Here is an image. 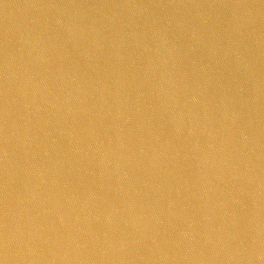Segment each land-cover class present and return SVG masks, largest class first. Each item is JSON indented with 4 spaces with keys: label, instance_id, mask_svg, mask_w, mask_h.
Listing matches in <instances>:
<instances>
[{
    "label": "water",
    "instance_id": "water-1",
    "mask_svg": "<svg viewBox=\"0 0 264 264\" xmlns=\"http://www.w3.org/2000/svg\"><path fill=\"white\" fill-rule=\"evenodd\" d=\"M0 264H264V223L135 163L0 75Z\"/></svg>",
    "mask_w": 264,
    "mask_h": 264
}]
</instances>
